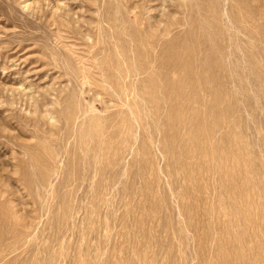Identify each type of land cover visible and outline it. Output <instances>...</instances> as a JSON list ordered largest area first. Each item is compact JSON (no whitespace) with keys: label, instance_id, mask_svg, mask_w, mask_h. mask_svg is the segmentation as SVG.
I'll return each instance as SVG.
<instances>
[{"label":"rangeland","instance_id":"obj_1","mask_svg":"<svg viewBox=\"0 0 264 264\" xmlns=\"http://www.w3.org/2000/svg\"><path fill=\"white\" fill-rule=\"evenodd\" d=\"M263 47L264 0H0V264H264Z\"/></svg>","mask_w":264,"mask_h":264},{"label":"bare ground","instance_id":"obj_2","mask_svg":"<svg viewBox=\"0 0 264 264\" xmlns=\"http://www.w3.org/2000/svg\"><path fill=\"white\" fill-rule=\"evenodd\" d=\"M245 5H246V4H245ZM251 9H252V8H251ZM254 10H255V9H253V12H254ZM250 11H251V10H250ZM257 12H258V11H257ZM251 13H252V12H251ZM242 15H243V14H242ZM256 15H257V14H256ZM244 18H245V17H244ZM248 20H250V19H248ZM251 20H252V19H251ZM252 21H253V20H252ZM259 23H260V22H259ZM259 23H258V24H259ZM253 25H254V24H253ZM254 26H255V25H254ZM254 26H253V27H254ZM248 27H249V26H248ZM261 32H262V31H261ZM253 35H254V34H253ZM253 35H250V36H253ZM255 35H256V34H255ZM255 35H254V37H255ZM248 38H249V37H248ZM251 38H252V37H251ZM255 43H256V42H255ZM238 44H239V43H238ZM254 45H255V44H254ZM255 46H257V45H255ZM257 47H258V46H257ZM255 48H256V47H255ZM263 48H264V47H263ZM257 49H258V48H257ZM260 49H261V48H260ZM253 50H255V49H253ZM255 51H256V50H255ZM259 51H260V50H259ZM251 52H252V51H251ZM257 52H258V51H256V53H257ZM253 54H254V53H253ZM258 54H259V52H258ZM261 54H262V53H261ZM251 55H252V54H251ZM261 56H262V55H261ZM262 57H263V56H262ZM248 60H249V59H248ZM253 73H254V72H253Z\"/></svg>","mask_w":264,"mask_h":264}]
</instances>
